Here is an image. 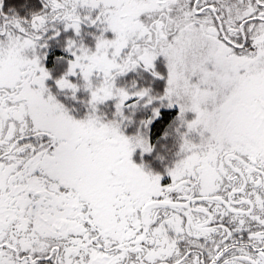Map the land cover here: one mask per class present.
Masks as SVG:
<instances>
[{"label": "snow or ice", "instance_id": "obj_1", "mask_svg": "<svg viewBox=\"0 0 264 264\" xmlns=\"http://www.w3.org/2000/svg\"><path fill=\"white\" fill-rule=\"evenodd\" d=\"M0 264H264V0H0Z\"/></svg>", "mask_w": 264, "mask_h": 264}]
</instances>
